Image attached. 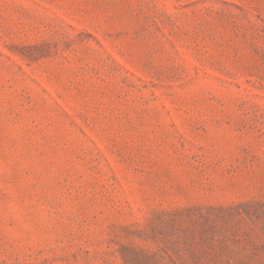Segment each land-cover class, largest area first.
<instances>
[{
    "label": "rangeland",
    "instance_id": "1",
    "mask_svg": "<svg viewBox=\"0 0 264 264\" xmlns=\"http://www.w3.org/2000/svg\"><path fill=\"white\" fill-rule=\"evenodd\" d=\"M0 264H264V0H0Z\"/></svg>",
    "mask_w": 264,
    "mask_h": 264
}]
</instances>
